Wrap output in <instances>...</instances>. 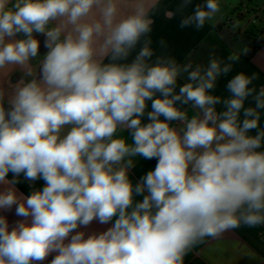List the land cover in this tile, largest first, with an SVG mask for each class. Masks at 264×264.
I'll return each mask as SVG.
<instances>
[{
	"label": "clouds",
	"instance_id": "clouds-1",
	"mask_svg": "<svg viewBox=\"0 0 264 264\" xmlns=\"http://www.w3.org/2000/svg\"><path fill=\"white\" fill-rule=\"evenodd\" d=\"M156 11L146 0H0V212L18 218L0 215V264L53 253L50 264H185L207 237L264 226L258 74L238 72L216 95L239 55L213 50L204 65L157 54ZM220 11L206 0L179 26L201 30ZM136 158L156 160L138 180ZM93 222L111 226L80 230Z\"/></svg>",
	"mask_w": 264,
	"mask_h": 264
},
{
	"label": "crops",
	"instance_id": "crops-1",
	"mask_svg": "<svg viewBox=\"0 0 264 264\" xmlns=\"http://www.w3.org/2000/svg\"><path fill=\"white\" fill-rule=\"evenodd\" d=\"M244 1L218 0L221 11L216 14L212 21H206L201 30H196L194 26L180 28V20L183 16L190 15L195 5L199 4L203 6L206 0H191V4L183 12L177 11V7L182 0H146L148 4H156L157 6V11L153 15L152 47L156 50L157 54L161 51H166L180 63L200 41L204 40L214 30L216 23L222 21L227 15L233 17L231 14L232 10H234L237 4ZM125 2H131V0H125ZM252 2H256L258 6L264 5V0H254ZM233 23L237 25L236 20H233ZM245 25L246 23H242L238 27H244ZM161 39L166 42V48L162 49L159 43ZM235 54L239 55V61L234 64L233 71L228 76L218 78L215 90L216 95H228L225 85L228 79L238 72H244L248 75L252 73L258 74L259 78L254 81L257 90L261 86H264V43L249 58L244 57L242 54ZM134 55L135 53H133ZM21 75V72H15L12 76V83H16L17 78ZM178 84H183V82L179 79ZM188 115L190 117L195 115V111L189 108ZM260 123L261 126H264V112L261 113ZM124 135L127 136V133H124ZM129 142H131L130 137ZM155 164L156 160L136 158V167L132 170V178L138 180L141 175L153 169ZM11 178L12 174L9 173L8 179ZM43 185L44 182L42 180L35 183L36 188H42ZM16 187L24 195H29L31 192L29 182L24 181L22 177L21 183ZM0 215H7L10 227L18 219L11 212H0ZM110 226L111 224L100 225L97 222H93L87 229L80 230L86 233L101 232ZM54 255L55 253L50 255L43 264H50ZM184 261L185 264H264V226L255 228L242 226L226 231L216 238L207 237L185 256Z\"/></svg>",
	"mask_w": 264,
	"mask_h": 264
},
{
	"label": "trees",
	"instance_id": "trees-1",
	"mask_svg": "<svg viewBox=\"0 0 264 264\" xmlns=\"http://www.w3.org/2000/svg\"><path fill=\"white\" fill-rule=\"evenodd\" d=\"M254 0H245L236 5L229 21L225 16L222 21L214 26V30L200 41L180 63L191 59L194 63H208L209 53L215 51L216 56L225 58L230 54H242L251 57L264 43V5H257ZM252 11L255 19L249 20L244 27H238L233 23L235 18H242L245 12ZM235 15V16H234ZM251 25V26H250ZM247 49V54L243 50ZM185 83V78H180Z\"/></svg>",
	"mask_w": 264,
	"mask_h": 264
},
{
	"label": "rangeland",
	"instance_id": "rangeland-1",
	"mask_svg": "<svg viewBox=\"0 0 264 264\" xmlns=\"http://www.w3.org/2000/svg\"><path fill=\"white\" fill-rule=\"evenodd\" d=\"M235 16V15H234ZM255 19L254 13L252 11L245 12V15L240 19V18H235L236 20V26L242 24V23H247L249 20Z\"/></svg>",
	"mask_w": 264,
	"mask_h": 264
},
{
	"label": "built area",
	"instance_id": "built-area-1",
	"mask_svg": "<svg viewBox=\"0 0 264 264\" xmlns=\"http://www.w3.org/2000/svg\"><path fill=\"white\" fill-rule=\"evenodd\" d=\"M229 20H230V17H229V16H227V17H226V21H229Z\"/></svg>",
	"mask_w": 264,
	"mask_h": 264
}]
</instances>
